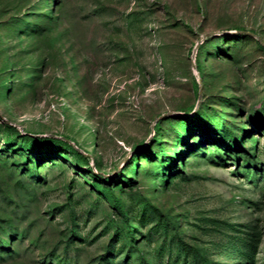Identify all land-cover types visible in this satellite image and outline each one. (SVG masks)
Returning <instances> with one entry per match:
<instances>
[{
    "label": "rangeland",
    "instance_id": "1",
    "mask_svg": "<svg viewBox=\"0 0 264 264\" xmlns=\"http://www.w3.org/2000/svg\"><path fill=\"white\" fill-rule=\"evenodd\" d=\"M0 264H264V0H0Z\"/></svg>",
    "mask_w": 264,
    "mask_h": 264
},
{
    "label": "trees",
    "instance_id": "2",
    "mask_svg": "<svg viewBox=\"0 0 264 264\" xmlns=\"http://www.w3.org/2000/svg\"><path fill=\"white\" fill-rule=\"evenodd\" d=\"M193 112L195 113L196 112V109L193 110ZM41 140H44V141H49V142H56V143H59V144H62V145H65L67 146V148L71 149L72 152L74 154H76L79 158H81L82 160H84L85 162H88V157L85 153L83 152H80L78 151L76 148H74L69 142L67 139L65 140H57V139H53V138H50V137H42L40 138ZM74 144V143H73ZM116 201L115 199H113V205L116 206ZM254 245H252V247L250 248V251L253 249Z\"/></svg>",
    "mask_w": 264,
    "mask_h": 264
},
{
    "label": "water",
    "instance_id": "3",
    "mask_svg": "<svg viewBox=\"0 0 264 264\" xmlns=\"http://www.w3.org/2000/svg\"><path fill=\"white\" fill-rule=\"evenodd\" d=\"M196 46H197V45H196ZM196 46H195V47H196ZM191 59H192V60H191V61H192V64H193V66H194L193 58L191 57ZM69 142H70L71 144H73L71 141H69ZM83 153H84V152H83ZM85 154H86V153H85Z\"/></svg>",
    "mask_w": 264,
    "mask_h": 264
}]
</instances>
